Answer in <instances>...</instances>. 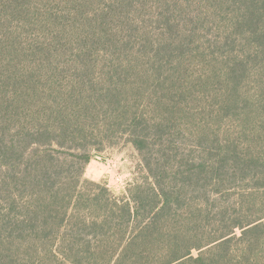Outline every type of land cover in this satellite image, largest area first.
Masks as SVG:
<instances>
[{"label":"trees","instance_id":"obj_1","mask_svg":"<svg viewBox=\"0 0 264 264\" xmlns=\"http://www.w3.org/2000/svg\"><path fill=\"white\" fill-rule=\"evenodd\" d=\"M124 138L118 197L84 173ZM263 234L264 0H0V264H260Z\"/></svg>","mask_w":264,"mask_h":264},{"label":"rangeland","instance_id":"obj_2","mask_svg":"<svg viewBox=\"0 0 264 264\" xmlns=\"http://www.w3.org/2000/svg\"><path fill=\"white\" fill-rule=\"evenodd\" d=\"M127 138L129 140L128 136ZM128 140L124 138L116 147L94 155L85 170L84 178L96 183L106 184L110 191L118 197L125 195L129 186L136 179L147 176L143 170L145 163L142 155ZM156 151H159V148H156ZM241 234V230L236 233L238 237ZM259 256L261 259L260 264H264V249L260 251ZM252 258L255 257L252 256Z\"/></svg>","mask_w":264,"mask_h":264}]
</instances>
